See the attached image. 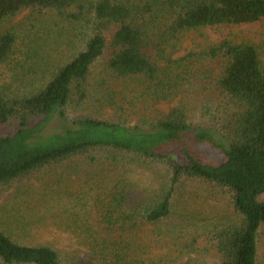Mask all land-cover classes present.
I'll return each instance as SVG.
<instances>
[{"label":"trees","instance_id":"1","mask_svg":"<svg viewBox=\"0 0 264 264\" xmlns=\"http://www.w3.org/2000/svg\"><path fill=\"white\" fill-rule=\"evenodd\" d=\"M23 12L76 30L83 47L40 81L21 66L0 87V195L77 161L161 165L170 182L150 208H126L118 193L117 205L101 211L97 223L72 213L78 229L87 231L85 261H65L49 245H26L0 226V264H260L264 67L259 51L227 40L179 60L168 51L190 32L264 21V0H0V31ZM17 46L14 30L0 33V67L11 63ZM99 66L108 78L97 92L92 77ZM109 83L140 92L138 100L148 106L139 125L83 114L70 126L47 132L56 119L68 122L72 105L104 100L116 105V96L105 94ZM194 88L211 93L197 114L187 96ZM176 102L168 112L159 110ZM188 182L226 194L235 217L203 223L176 214V192ZM165 244V255L151 252Z\"/></svg>","mask_w":264,"mask_h":264},{"label":"rangeland","instance_id":"2","mask_svg":"<svg viewBox=\"0 0 264 264\" xmlns=\"http://www.w3.org/2000/svg\"><path fill=\"white\" fill-rule=\"evenodd\" d=\"M10 30L17 33L18 46L11 63L0 67V87L9 83L16 68L21 66L35 73L33 81H40L83 47L81 33L68 26H58L49 19L36 21L31 12H23L6 22L0 33ZM225 40L254 45L264 67V21L187 33L180 43L169 49L168 56L179 60ZM193 62L195 65L198 63ZM199 66L203 68L202 64ZM206 66L212 68L208 64ZM105 78L108 76L104 75L99 66L92 77L95 91L98 92L100 83ZM139 93L126 84L109 83L105 94L115 95L116 105L110 104L108 100H104L103 104L84 108L72 105L66 110L68 122L56 119L47 132L51 134L61 130L63 126H70L75 118L83 114L137 126L140 118L146 115L143 110L148 106L138 100ZM187 96L189 106L197 114L202 107L201 102L210 98L211 93L203 88H194ZM176 104L177 102L172 105L162 104L159 110L168 112ZM194 120L198 125L199 121L196 118ZM203 123L207 125L205 121ZM169 180L168 169L161 165L132 163L128 160L119 165L108 162L91 164L86 161L69 163L46 176L19 183L0 195V226L26 245H49L59 251L65 261H85L89 255V248L83 245L87 231L78 229L74 222L78 218H72L75 216L72 213H81L82 221L97 223L101 211L117 205L114 196L118 193L124 196L123 205L126 208H150L160 202L168 191ZM261 200L264 202V196ZM174 206L179 216L203 223L225 222L235 217L226 194L199 182L181 185L176 192ZM67 213L71 214L68 216ZM82 221L78 223L84 224ZM151 252L165 255L168 253L167 244L164 247H154ZM260 259V264H264V234L260 243Z\"/></svg>","mask_w":264,"mask_h":264}]
</instances>
